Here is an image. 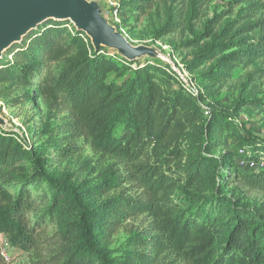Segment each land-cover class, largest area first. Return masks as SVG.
<instances>
[{"label":"trees","instance_id":"trees-1","mask_svg":"<svg viewBox=\"0 0 264 264\" xmlns=\"http://www.w3.org/2000/svg\"><path fill=\"white\" fill-rule=\"evenodd\" d=\"M228 4L242 5L236 17L215 12L188 42L211 39L185 66L198 96L176 69L109 55L65 20L47 21L0 58V84L68 111L61 159L84 140L113 160L92 180L58 174L21 135L0 127V233L31 264H264V204L228 193L235 184L264 192V138L239 114L264 98L242 94L233 106L206 104L193 74L214 60L203 82L225 81L264 59V0ZM189 6L194 18L203 0ZM181 15L169 12L159 35L171 33ZM124 227L128 238L112 248Z\"/></svg>","mask_w":264,"mask_h":264},{"label":"rangeland","instance_id":"rangeland-1","mask_svg":"<svg viewBox=\"0 0 264 264\" xmlns=\"http://www.w3.org/2000/svg\"><path fill=\"white\" fill-rule=\"evenodd\" d=\"M124 1L128 3L124 8L122 7L123 4L121 6V23L116 24L112 17L108 15L110 22L134 45L156 47L164 56V58L146 56L136 59V61L144 64L147 60H157L164 65L174 66L176 70L186 68L185 66L198 51H201L204 47H210L211 39L209 38L193 45H189L188 42L204 31L206 21L212 18L215 12L228 11L227 17L234 18L242 6L236 5L230 8L229 0H203L200 14L190 18V0ZM175 10H182V15L178 16V26L171 33L160 36V26L166 23L168 13ZM44 23L33 30H38ZM70 23L74 25L72 22ZM251 36L256 39L259 36V31L252 32ZM104 50L109 55L118 54L116 50L107 47H104ZM214 63V60L207 61L193 71L195 78L200 83L199 85L203 88L206 104L220 102L221 104L233 106L242 94H245L248 98H264V59H260L247 67L240 66L236 68L228 80L203 82V76L208 73ZM258 68H261V72L256 71ZM253 71H256V73L250 80L249 74ZM198 88L200 89V87ZM25 92L26 89L24 88L0 84V112L7 120L5 128L0 126L2 129L14 131L21 135V139L25 144L32 150L42 154L50 169L58 174L65 171L69 173L76 172L82 179L92 180L97 178L99 173L105 171L107 165L113 160L101 157L84 140H78L80 144L79 152L65 160L61 159L57 153L60 146L58 138L61 136L60 126L65 122L69 114L68 111L63 106L56 110H49L36 99L26 100ZM239 114L255 134L264 138V104L249 105L243 108ZM239 163L243 168L250 166L248 162L243 163L239 160ZM236 186L238 185L235 184L230 187L228 193L239 194L242 192V194H245L240 196H246L248 203L254 205L264 204V192L248 190L240 187V185L235 189ZM178 194L181 193L178 192ZM141 219L142 217L131 220L130 224L140 223ZM127 228H122L115 235L112 248H118L126 241L128 238ZM55 229L56 227L53 225L48 230L52 233ZM3 252L8 254V260L4 259ZM0 264H31V261L28 253L14 248L4 238H0Z\"/></svg>","mask_w":264,"mask_h":264},{"label":"water","instance_id":"water-1","mask_svg":"<svg viewBox=\"0 0 264 264\" xmlns=\"http://www.w3.org/2000/svg\"><path fill=\"white\" fill-rule=\"evenodd\" d=\"M49 20L70 21L90 38L96 49L107 47L132 61L146 56L164 58L156 47L134 45L120 32L110 22L103 0H0V58ZM0 126H7L1 112Z\"/></svg>","mask_w":264,"mask_h":264},{"label":"built area","instance_id":"built-area-1","mask_svg":"<svg viewBox=\"0 0 264 264\" xmlns=\"http://www.w3.org/2000/svg\"><path fill=\"white\" fill-rule=\"evenodd\" d=\"M124 0H103L105 8L108 11V15H110L113 19V21L116 24L121 23V6L122 2ZM177 73L179 75L180 80L187 86V88L195 95L198 96L200 89L198 88L197 84L192 78V75L185 69L183 68L182 70L177 69ZM244 163V162H243ZM250 166L253 167L255 164L250 162ZM0 238H4L5 241H7L6 237L4 234L0 233ZM8 242V241H7ZM3 257L5 260H8V254L6 252L2 253Z\"/></svg>","mask_w":264,"mask_h":264}]
</instances>
